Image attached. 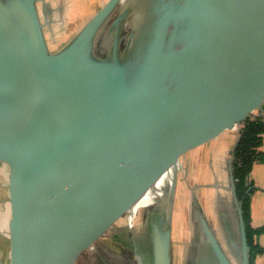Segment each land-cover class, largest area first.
<instances>
[{"label": "water", "instance_id": "1", "mask_svg": "<svg viewBox=\"0 0 264 264\" xmlns=\"http://www.w3.org/2000/svg\"><path fill=\"white\" fill-rule=\"evenodd\" d=\"M46 1L0 0V161L10 166L11 262L76 264L173 169L170 210L152 231L154 264H173L182 156L263 110L264 0H139L135 11L109 0L56 53L40 11ZM108 27L111 48L101 55ZM124 28L133 43L121 51ZM233 163L234 155L236 261L198 204L197 225L209 242L198 264H251Z\"/></svg>", "mask_w": 264, "mask_h": 264}, {"label": "rangeland", "instance_id": "2", "mask_svg": "<svg viewBox=\"0 0 264 264\" xmlns=\"http://www.w3.org/2000/svg\"><path fill=\"white\" fill-rule=\"evenodd\" d=\"M50 2L53 4L54 13L51 20H49L50 23L45 27V32L48 38L49 49L51 52L56 53L68 45L90 17L96 14L97 6L105 4L106 0H93L88 6L75 0H72V2L71 0H50ZM70 2L72 6L69 13L70 18L69 16L65 18L67 13L66 8ZM73 8L76 10L75 13L72 12ZM43 20L47 22L44 17ZM108 29L109 27L100 36L97 44L98 54L106 55L110 51L112 40L107 38ZM227 152L228 148L221 145L217 152L209 155L207 159L209 164L203 170L197 169L196 165H191L192 162H189L190 160L185 158V155L181 158L171 221L173 232V264H185L187 252L192 250L196 245V242H194L195 226L191 212L196 206L199 207L198 204L205 210L207 218L214 230L218 232L217 234L224 248L230 254L232 260L236 261L232 250L229 249L228 238L230 237L228 228L223 224L224 220H221L225 219L223 209L220 208L221 198L223 197L222 194L226 196L225 192L228 191L225 187L227 186L224 187L217 183V177L226 176L225 170H229L225 167L226 163H228ZM9 175V164L0 161V256L4 264H12L9 228L11 219ZM226 182L225 179V185ZM160 192L157 189L153 191L151 205L137 208L136 212L132 210V212L126 214L124 219L129 220L131 216L134 218L135 216L143 215L146 210L157 205L163 208L165 212H169L171 207V187H164V191ZM216 194L217 200L215 199L212 202L208 196H216ZM235 238L234 243H239V236ZM89 257L90 255L87 252L84 254L80 253L77 256L76 264H85V261Z\"/></svg>", "mask_w": 264, "mask_h": 264}, {"label": "flooded vegetation", "instance_id": "3", "mask_svg": "<svg viewBox=\"0 0 264 264\" xmlns=\"http://www.w3.org/2000/svg\"><path fill=\"white\" fill-rule=\"evenodd\" d=\"M138 1L139 0H126L121 10L125 11L128 9H134L135 11L138 6ZM52 5L53 4L50 2V0H47L46 3H42L40 5L41 13L50 19L53 17L54 13ZM118 14L119 12L117 13V15ZM131 33L132 30L129 31L126 28H124V30L120 33L119 40L121 51L127 48L128 45L133 43ZM153 185L156 186L155 188L161 192L164 191V187L166 186H157V184L155 183H153ZM152 201L153 195L152 192H149L145 197H142L137 202L138 204L133 209V212H136L137 208H142L151 205ZM115 211H118V209ZM196 212L197 209L194 208L191 212V216L195 226H193L194 242L198 241V243L192 248V250H189L187 252L185 264H198L200 255H204L207 251V247H209V242L206 241V239L204 238V234L200 231L201 227L199 228V226L197 225L198 217L196 215ZM164 213L167 214L168 212H165L163 208L158 207L157 205L146 210L143 215H139L138 217L135 216L134 218L133 216H131V218L129 217V220L124 219L126 215L123 216L114 224V226L109 231H107L99 239L95 240L91 248L82 252L83 254L87 252L90 255L89 259L85 261V264H154L152 231L155 226H159V223L162 220ZM230 213L232 215L230 217H233L231 221L233 226L231 227V225L229 226L227 223L225 224V220L223 221V224L226 226V228H228V233L230 237L228 238V243L230 245L229 249L232 250V247L235 244V237H238L239 233L237 229L235 212L233 207L231 208ZM227 254L232 261L230 254L228 252Z\"/></svg>", "mask_w": 264, "mask_h": 264}, {"label": "crops", "instance_id": "4", "mask_svg": "<svg viewBox=\"0 0 264 264\" xmlns=\"http://www.w3.org/2000/svg\"><path fill=\"white\" fill-rule=\"evenodd\" d=\"M75 1L83 3L86 6H88V4L92 3L93 0H75ZM108 1L109 0H106V3ZM71 2H72V0H71ZM71 2L69 5H67V8H66L67 13H66L65 18L67 16H69V13H70V10L72 7ZM105 4H103L101 6L99 4L97 6L96 13ZM72 12H74V13L76 12L75 8H73ZM41 16H42V20H43V17L45 18V20H47V22H45L43 20V22L46 25L50 23V21H49V20H51L50 18H48L45 15L43 16L42 13H41ZM92 17H90V19ZM69 18H70V16H69ZM85 24H84V26H85ZM253 117L264 118V106H263V110L259 109V110L254 111ZM239 139H240V127L236 124L232 128L222 132L218 137L214 138L213 140L207 142L206 144H204V145H202L196 149L188 151L185 154V156L184 155L183 156L185 158H187L188 160H190L189 162H192L191 165H196L197 169L203 170L209 164V162L207 161L209 155L213 152H217L219 150L220 146L222 145V146H225L226 148H228L227 157H228V163L229 164L226 163L225 167L227 169H229L230 161L234 155V152H235V149L238 145ZM261 151L264 153V140H263V145L261 147ZM225 171H226V176H218L217 177V183L219 185L224 186V187L227 186L225 188L228 191V192H225L226 196H224L222 194L223 197L221 198L222 200H221L220 208L223 209L224 217H225V219H222V220H225V223H227L229 226L231 225V227H232L233 224L231 223V221H232L233 217L232 218L230 217V216H232L230 213V210L233 207V199H232V194L229 191V186H230V184H229V170H225ZM225 179L227 181L226 185L224 184ZM249 185H250L249 188H251V190H250V193H251L250 194L251 195V197H250V224L253 228L259 229V228L264 227V160L261 162H256L255 165L253 166L252 171H251L250 176H249ZM208 198L213 202L215 199L217 200V194H216V196L215 195H213V196L209 195ZM203 211L206 215V212L204 209H203ZM258 243L261 247H264V234L260 236ZM254 264H264V256L263 255H257Z\"/></svg>", "mask_w": 264, "mask_h": 264}, {"label": "trees", "instance_id": "5", "mask_svg": "<svg viewBox=\"0 0 264 264\" xmlns=\"http://www.w3.org/2000/svg\"><path fill=\"white\" fill-rule=\"evenodd\" d=\"M264 140V118L249 117L240 130V141L234 152V176L237 187V195L244 202V216L248 233V243L251 247V264H254L257 255L264 256V247L258 240L264 234V227L255 229L250 224V197L248 193L250 185L247 178L250 176L256 162L264 160L261 151Z\"/></svg>", "mask_w": 264, "mask_h": 264}, {"label": "bare ground", "instance_id": "6", "mask_svg": "<svg viewBox=\"0 0 264 264\" xmlns=\"http://www.w3.org/2000/svg\"><path fill=\"white\" fill-rule=\"evenodd\" d=\"M173 178H174L173 169H171V170H168L162 178L160 177L155 178L153 180V183L157 185H166L165 187L167 186L171 187L173 184Z\"/></svg>", "mask_w": 264, "mask_h": 264}, {"label": "built area", "instance_id": "7", "mask_svg": "<svg viewBox=\"0 0 264 264\" xmlns=\"http://www.w3.org/2000/svg\"><path fill=\"white\" fill-rule=\"evenodd\" d=\"M244 125V124H243ZM243 128V126L242 127H240V129H242Z\"/></svg>", "mask_w": 264, "mask_h": 264}]
</instances>
